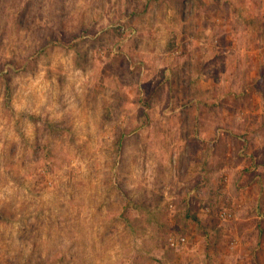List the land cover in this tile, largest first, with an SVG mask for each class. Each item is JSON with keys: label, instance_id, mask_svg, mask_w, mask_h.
<instances>
[{"label": "rangeland", "instance_id": "obj_1", "mask_svg": "<svg viewBox=\"0 0 264 264\" xmlns=\"http://www.w3.org/2000/svg\"><path fill=\"white\" fill-rule=\"evenodd\" d=\"M0 264H264V0H0Z\"/></svg>", "mask_w": 264, "mask_h": 264}, {"label": "built area", "instance_id": "obj_2", "mask_svg": "<svg viewBox=\"0 0 264 264\" xmlns=\"http://www.w3.org/2000/svg\"><path fill=\"white\" fill-rule=\"evenodd\" d=\"M183 240L184 238H177L176 240L170 238L169 242L171 246H177L180 242H183Z\"/></svg>", "mask_w": 264, "mask_h": 264}]
</instances>
